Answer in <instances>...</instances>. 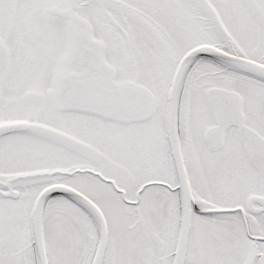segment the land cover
I'll list each match as a JSON object with an SVG mask.
<instances>
[{
  "label": "snow or ice",
  "instance_id": "obj_1",
  "mask_svg": "<svg viewBox=\"0 0 264 264\" xmlns=\"http://www.w3.org/2000/svg\"><path fill=\"white\" fill-rule=\"evenodd\" d=\"M0 264H264V0H0Z\"/></svg>",
  "mask_w": 264,
  "mask_h": 264
}]
</instances>
